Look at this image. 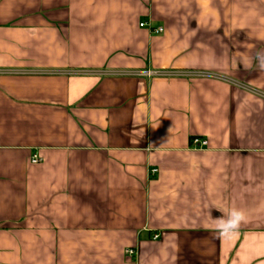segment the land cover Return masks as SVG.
I'll return each mask as SVG.
<instances>
[{
	"label": "crops",
	"instance_id": "crops-1",
	"mask_svg": "<svg viewBox=\"0 0 264 264\" xmlns=\"http://www.w3.org/2000/svg\"><path fill=\"white\" fill-rule=\"evenodd\" d=\"M257 53L264 0H0V264H264Z\"/></svg>",
	"mask_w": 264,
	"mask_h": 264
},
{
	"label": "built area",
	"instance_id": "built-area-1",
	"mask_svg": "<svg viewBox=\"0 0 264 264\" xmlns=\"http://www.w3.org/2000/svg\"><path fill=\"white\" fill-rule=\"evenodd\" d=\"M140 26H142V27L147 26L148 28L152 29V30L155 31V32H163V30H164L163 27H159V28H156V29H155V28H153L148 22H142V23H140ZM192 144H193L194 146L201 147V146H206V145L208 144V141L205 140V139L193 138V140H192ZM32 161L35 162V163H37V162H40V161H41V158L38 157V156H36V155H34ZM151 172H152L153 174H154V173H157V172H158V169L155 168V169L151 170ZM158 237H159L158 234L154 235V238H155V239L158 238ZM125 253H127V254H134L135 251H134L132 248H128V249L125 250Z\"/></svg>",
	"mask_w": 264,
	"mask_h": 264
},
{
	"label": "clouds",
	"instance_id": "clouds-1",
	"mask_svg": "<svg viewBox=\"0 0 264 264\" xmlns=\"http://www.w3.org/2000/svg\"><path fill=\"white\" fill-rule=\"evenodd\" d=\"M257 58L260 61L259 67L264 69V53H257ZM244 220V214L241 211L233 210L230 214L229 223L235 221V226H239V223Z\"/></svg>",
	"mask_w": 264,
	"mask_h": 264
}]
</instances>
